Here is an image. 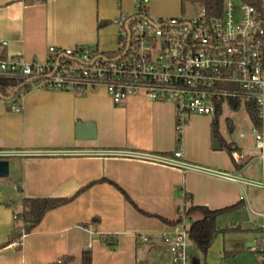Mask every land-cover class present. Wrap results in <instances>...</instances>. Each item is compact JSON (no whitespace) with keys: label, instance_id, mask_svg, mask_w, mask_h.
Returning a JSON list of instances; mask_svg holds the SVG:
<instances>
[{"label":"crops","instance_id":"1","mask_svg":"<svg viewBox=\"0 0 264 264\" xmlns=\"http://www.w3.org/2000/svg\"><path fill=\"white\" fill-rule=\"evenodd\" d=\"M137 1L0 0V53L44 63L50 47L116 52L121 30L114 21L135 15ZM146 1L151 18L183 16L181 0ZM21 98L20 112L0 100V153L9 154L0 157L9 160V176L0 179V264H55L65 257L83 264L87 247L91 264H173L163 238L171 226L164 220L178 219L184 194L210 211L235 207L217 218L219 229L235 231L216 238L207 264H225L224 252L259 248L264 161L251 119L252 125L236 123L241 107L228 105L235 112L229 125H220V111L222 148L215 150V116L189 115L179 145L174 105L144 95L117 106L102 87L63 91L32 84ZM79 125L84 127L77 133ZM176 151L187 163L237 175L244 183L144 157H174ZM45 198L71 201L49 211L19 247L9 244L21 225L16 217L23 201Z\"/></svg>","mask_w":264,"mask_h":264},{"label":"built area","instance_id":"2","mask_svg":"<svg viewBox=\"0 0 264 264\" xmlns=\"http://www.w3.org/2000/svg\"><path fill=\"white\" fill-rule=\"evenodd\" d=\"M199 6L200 13L195 17L159 19L148 15L146 0H138L133 16L139 22L129 28V42L122 28L130 16L114 21L120 27V38L126 40L123 46L119 43L115 57L84 47H50L44 63L28 62L21 57H7L0 53V82L36 79L32 84L38 88L63 91L102 87L117 106L132 95H144L150 101L172 103L177 120L183 125L189 115L214 117L222 105L239 104L247 112L248 108L254 107L262 124L264 0L260 7L244 0H223L222 13L218 16L210 15L204 5ZM147 44L152 46L147 47ZM121 47L123 49L119 51ZM14 98L10 101V108L20 112L22 98L16 101ZM252 133L264 161L262 126H253ZM7 155L0 153V157ZM144 157L185 171L244 183L237 175L185 162L181 151H176L174 157ZM187 229L188 223L183 220L163 233L173 255V264H191ZM25 236L23 234L22 240ZM12 245L19 247L20 243L14 241ZM257 264H264V228Z\"/></svg>","mask_w":264,"mask_h":264},{"label":"trees","instance_id":"3","mask_svg":"<svg viewBox=\"0 0 264 264\" xmlns=\"http://www.w3.org/2000/svg\"><path fill=\"white\" fill-rule=\"evenodd\" d=\"M250 5L260 7L262 5L263 0H244ZM186 3H193L204 5L210 15L218 16L222 13L223 0H181V6L184 11V7ZM146 7V6H144ZM129 22V28L136 25L139 20L137 17L130 16L126 18L124 22V27L122 28L124 33L126 31V24ZM120 45H124L126 40L124 38L119 39ZM123 47L119 49L121 51ZM118 52H109L104 53L107 57H115ZM23 81H3L0 82V91L1 94L5 97H9L11 93L20 85H22ZM30 90V85L26 88L22 89L14 98V101L20 99L23 94L27 93ZM234 110H238L239 104H232ZM221 109L219 108L216 115L215 120L212 124L213 129V137H216L219 141L222 142L220 138L217 120L219 117ZM249 117L254 124V126H261V121L257 118V113L254 107L248 108ZM182 127L180 120H177V144H181L182 138ZM231 154L234 152V149L229 146H224ZM184 205L180 209L179 217L176 221L170 222L164 220V222L173 227L179 224L181 221L185 220L188 223V255L191 259V264H207L206 258L207 253L216 238L221 234H226L230 232H234L235 230L232 228L219 229L217 227V218L225 213H228L234 208H229L221 211H210L204 207L194 206L192 202V196L189 194H184ZM71 199H54V198H45V199H25L23 201V210L20 215L16 217V222L21 223V225H17L11 237L8 241L11 244L14 241H19L21 244L23 234H29L39 223L42 221L44 216L51 210L56 209L62 205L69 203ZM200 216V218L196 219V217ZM95 223L98 222V219L94 220ZM20 246V245H19ZM259 257V248H256L253 251H248L245 253L239 252H224L223 260L225 264H257V260ZM73 258L65 257L60 259L55 264H69ZM83 264H91L92 262V254L89 248L85 249L82 256Z\"/></svg>","mask_w":264,"mask_h":264},{"label":"rangeland","instance_id":"4","mask_svg":"<svg viewBox=\"0 0 264 264\" xmlns=\"http://www.w3.org/2000/svg\"><path fill=\"white\" fill-rule=\"evenodd\" d=\"M199 13H200V6L199 5L193 4V3H186L185 4L183 16H185L187 18H191V17L198 16ZM146 46L151 47L152 44H147ZM221 113L222 114H221L220 120H219L220 125H229V121L227 118H231L233 113H235V112H233L232 109H230V107L228 105H225L222 107ZM237 113H239V115L237 116L238 118L236 119V123L238 122L239 125H252L250 122L249 115L247 114L244 107H241L240 111ZM172 260H173V255H172ZM206 262H207V260H206Z\"/></svg>","mask_w":264,"mask_h":264},{"label":"water","instance_id":"5","mask_svg":"<svg viewBox=\"0 0 264 264\" xmlns=\"http://www.w3.org/2000/svg\"><path fill=\"white\" fill-rule=\"evenodd\" d=\"M129 24V22H128ZM126 31H127V35H128V42L131 40V31L129 30L128 25L126 26ZM36 81V79H30L28 81H26L25 83H23L22 85L18 86L9 97H5L1 94L0 91V100L5 101V102H9L11 101L22 89L26 88L27 86L31 85L32 83H34ZM84 127V125H79L77 128V133L80 131V129H82ZM91 128L93 129V137L95 136L94 133V126H91ZM92 137V138H93ZM213 148L215 150H220L222 148L221 146V142L216 138L213 137ZM9 176V160H3L0 159V179L2 178H7Z\"/></svg>","mask_w":264,"mask_h":264}]
</instances>
